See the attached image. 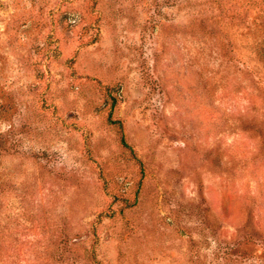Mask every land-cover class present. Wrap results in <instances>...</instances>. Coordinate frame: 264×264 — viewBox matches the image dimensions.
<instances>
[{
  "label": "rangeland",
  "instance_id": "rangeland-1",
  "mask_svg": "<svg viewBox=\"0 0 264 264\" xmlns=\"http://www.w3.org/2000/svg\"><path fill=\"white\" fill-rule=\"evenodd\" d=\"M0 264H264V0H0Z\"/></svg>",
  "mask_w": 264,
  "mask_h": 264
},
{
  "label": "trees",
  "instance_id": "trees-1",
  "mask_svg": "<svg viewBox=\"0 0 264 264\" xmlns=\"http://www.w3.org/2000/svg\"><path fill=\"white\" fill-rule=\"evenodd\" d=\"M122 142H123L124 144H126L125 141H124L123 139H122Z\"/></svg>",
  "mask_w": 264,
  "mask_h": 264
}]
</instances>
